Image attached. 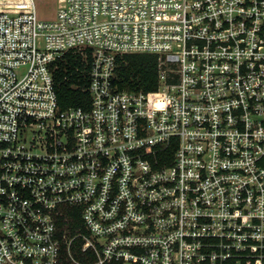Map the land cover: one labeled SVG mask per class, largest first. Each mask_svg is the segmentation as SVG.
Returning a JSON list of instances; mask_svg holds the SVG:
<instances>
[{
	"label": "built area",
	"instance_id": "built-area-1",
	"mask_svg": "<svg viewBox=\"0 0 264 264\" xmlns=\"http://www.w3.org/2000/svg\"><path fill=\"white\" fill-rule=\"evenodd\" d=\"M38 1L0 0V264H264V0Z\"/></svg>",
	"mask_w": 264,
	"mask_h": 264
},
{
	"label": "trees",
	"instance_id": "trees-1",
	"mask_svg": "<svg viewBox=\"0 0 264 264\" xmlns=\"http://www.w3.org/2000/svg\"><path fill=\"white\" fill-rule=\"evenodd\" d=\"M70 55L65 63H61L55 78L59 102L63 107L77 106L89 101V93L86 91L88 85V72L82 73L84 65L80 59ZM79 65L81 70H75ZM72 72L70 78L67 74ZM159 60L152 54H127L119 59L117 77L120 88L128 89H153L158 83Z\"/></svg>",
	"mask_w": 264,
	"mask_h": 264
},
{
	"label": "rangeland",
	"instance_id": "rangeland-1",
	"mask_svg": "<svg viewBox=\"0 0 264 264\" xmlns=\"http://www.w3.org/2000/svg\"><path fill=\"white\" fill-rule=\"evenodd\" d=\"M7 3H15L17 0H5ZM40 15L51 17L55 14L59 0H39Z\"/></svg>",
	"mask_w": 264,
	"mask_h": 264
}]
</instances>
